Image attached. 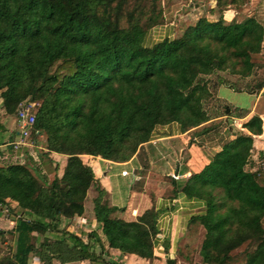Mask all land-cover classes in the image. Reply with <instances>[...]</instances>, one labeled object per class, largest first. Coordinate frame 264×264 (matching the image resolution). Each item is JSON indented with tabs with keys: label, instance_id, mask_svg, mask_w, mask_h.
I'll return each mask as SVG.
<instances>
[{
	"label": "trees",
	"instance_id": "obj_1",
	"mask_svg": "<svg viewBox=\"0 0 264 264\" xmlns=\"http://www.w3.org/2000/svg\"><path fill=\"white\" fill-rule=\"evenodd\" d=\"M249 0H216L181 34L147 42L164 23L161 0H0V99L3 117L21 104H35L30 138H45V154L66 156L62 173L49 180L28 161L2 162L14 149L16 130L5 139L0 120V217L15 222L0 228V264H118L108 249L135 254L153 264L159 211L152 205L134 221L113 213L107 192L83 154L125 162L140 154L157 126L177 123L201 137L219 127L205 104L219 85L257 93L255 54L263 52L264 28L254 15L238 12L227 21V8L241 11ZM227 72L242 86L220 75ZM215 75L212 83L207 76ZM212 83V85H211ZM262 119L253 114L209 162L189 177L168 182L178 192L204 203L188 227L201 225L204 237L196 264H230L241 252L244 264H264V166H255L253 138ZM192 142V141H191ZM30 164V165H29ZM254 166L256 168H254ZM167 176V175H166ZM89 190L93 227L82 230ZM13 241L10 251L2 245ZM166 264H177L169 254Z\"/></svg>",
	"mask_w": 264,
	"mask_h": 264
},
{
	"label": "crops",
	"instance_id": "obj_2",
	"mask_svg": "<svg viewBox=\"0 0 264 264\" xmlns=\"http://www.w3.org/2000/svg\"><path fill=\"white\" fill-rule=\"evenodd\" d=\"M161 1L165 21L152 29L147 37L149 44L166 36L174 37L180 29L182 33L186 26L194 23L200 16L216 17V14L209 12L215 6L216 0ZM238 12H242L245 15H254L264 28V0H249L241 11L227 8L223 12V17L230 21L236 17ZM157 32L161 34L159 33L158 37L152 38V35ZM262 47L264 51V38ZM222 87L223 85H220L216 89L214 97L226 100L224 93L221 92ZM234 92L239 93V91ZM246 94L254 98L248 105L226 100L236 110L234 114L241 112V110H247V114L244 117L229 116L235 122L234 126H236H233L232 130L234 133L236 130L241 129V124L253 114H258L261 117L262 131L260 134L254 135L253 138V160L256 167L264 166V85L257 93ZM0 113L4 114L1 108V99ZM223 117L226 118V116H220L215 119ZM1 120L7 128V132H5V139H7L11 133L8 127V120L6 117ZM15 125L17 126L16 117ZM194 129L191 128L183 132L177 123L157 126L151 139L142 145L140 154H135L125 162H115L87 154L81 156L83 161L92 167L95 178L107 192L110 204L117 207V210L113 213L114 216L125 221H134L152 205L159 211L158 226L160 233L155 239L153 264H166L167 256L175 254V250L178 249V243L181 242L187 233L190 217L205 209L202 201L188 198L180 192H178L176 198H173L171 185L169 182L161 180L162 176L170 175L174 170L179 175L178 179L189 177L192 173L200 171L209 162L214 152L220 149L221 145L218 146L217 142H211L208 136L202 139L203 144L199 146L196 142L200 141L201 137L192 135ZM16 134L15 139L18 138V126ZM232 137L233 134H231L230 138ZM211 145H213V153L208 151ZM215 145L218 147L214 148ZM20 153L21 151L15 152L13 158L22 159ZM49 156L55 161V163L53 161L55 165L59 163L60 171H62L66 163V156L56 152H51ZM3 157L5 158V156ZM255 166L254 168H256ZM123 171H127V174L123 175ZM137 181H141L143 185H136ZM93 195L94 192L89 190L85 205L88 204V201L90 202V197ZM88 206L89 209L86 211L87 218L77 220V224L81 226L82 230L89 229L94 225L91 215V204H88ZM200 228L204 232L201 225ZM203 237L204 233L201 241ZM197 256V262H199V253ZM108 257L118 264H149L146 258L135 254H123L119 250L112 248L108 249ZM29 264L40 263L35 256H31ZM65 264L89 263L81 261Z\"/></svg>",
	"mask_w": 264,
	"mask_h": 264
},
{
	"label": "rangeland",
	"instance_id": "obj_3",
	"mask_svg": "<svg viewBox=\"0 0 264 264\" xmlns=\"http://www.w3.org/2000/svg\"><path fill=\"white\" fill-rule=\"evenodd\" d=\"M159 33L160 32L154 33L153 34L154 36L152 35V38L158 37ZM179 34H181V29L175 34V36H178ZM253 61L256 64V69H255L256 79H259V80L264 79V51L260 54H255L253 56ZM220 75H222L224 79L229 81V83H232L233 85H236L239 87L244 86L249 80V78L246 80H242L238 76L230 75L227 72L220 73ZM207 78H209L210 80L212 79L213 84L215 83L214 81H216L215 75L207 76ZM216 89L215 90L213 89L214 93ZM221 92L224 93V97L226 100L240 102L241 104L243 103V105L250 104L249 102L252 99H254L252 96H249L248 94H246L248 92L246 93H244L245 91H239V93L234 92L231 88H229L228 86H224V85L221 89ZM226 100L224 99L221 100V99H217L216 97H213L206 102L205 106L207 110L210 112V114L213 115V112L216 110H218V112L221 113L224 109V105H226L225 112L228 109V112H232V114L235 115L234 111L236 110L233 109L232 104H230ZM222 116H226V118L223 117L220 119L219 118L215 119L217 117H214L211 120L210 122L211 124L217 122L219 124V127L217 129L212 130L208 134V137L210 138L211 142L213 143L217 142L218 146H220L227 139H230L231 134H233L232 127L235 125V122H233L232 118L229 117L232 115H222ZM2 118H3V114L0 113V120ZM6 118L8 120L9 131L12 133L17 128V126L15 125V115L6 116ZM29 141H30L31 146L29 148L24 149L23 151L21 150L20 154L22 155V159L19 160V159H16L15 157L13 158L15 151L10 149V150H7V154L5 155V158L4 157L1 158V161L6 162V163L7 162H17V161H28V163L32 164V162L30 161V157H32L36 165L40 166L42 170H45L49 180H51L55 174L62 173V171H60L61 169L59 167V163L56 162L57 164L55 165L54 164L55 161L49 155L45 154L46 148H45V138L44 137L42 136L38 137L36 142L35 140L31 138ZM218 146L215 145L214 148H217ZM212 148H213V145H211V148H209L208 150L210 151V153L211 152L213 153ZM172 165L174 166L173 163ZM172 173H175V170L174 172L173 171L171 172L170 174L171 177H172ZM167 178H168V175L162 176L161 180L168 182ZM136 185L142 186L143 183L141 181H137ZM88 204H90L89 201H88ZM88 204H86L87 210L89 209ZM14 224L15 222L13 221V219L7 216L6 212L3 216L0 217V228L1 229H11L14 226ZM203 233L204 232H202L200 225L194 224L188 228V231L185 234L184 238L181 240V242L178 243V249L175 250L177 262H179L178 264H196L197 263V259H198L197 255L199 253V247L201 244L200 242H201ZM12 244H13V241L7 238L5 243L2 245L3 252L8 253L10 251ZM232 258L233 259L230 261V264H244V255L241 252H235Z\"/></svg>",
	"mask_w": 264,
	"mask_h": 264
},
{
	"label": "built area",
	"instance_id": "obj_4",
	"mask_svg": "<svg viewBox=\"0 0 264 264\" xmlns=\"http://www.w3.org/2000/svg\"><path fill=\"white\" fill-rule=\"evenodd\" d=\"M15 117L18 126V138L12 141V146L14 149H20L21 147L29 148L31 146L29 141L30 134L35 122V104L33 102L21 104ZM122 174H127V171H123ZM172 177L178 179L179 175L172 173Z\"/></svg>",
	"mask_w": 264,
	"mask_h": 264
},
{
	"label": "water",
	"instance_id": "obj_5",
	"mask_svg": "<svg viewBox=\"0 0 264 264\" xmlns=\"http://www.w3.org/2000/svg\"><path fill=\"white\" fill-rule=\"evenodd\" d=\"M227 111H228V109H227Z\"/></svg>",
	"mask_w": 264,
	"mask_h": 264
}]
</instances>
